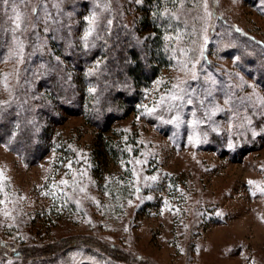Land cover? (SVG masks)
Masks as SVG:
<instances>
[{"label":"rangeland","instance_id":"rangeland-1","mask_svg":"<svg viewBox=\"0 0 264 264\" xmlns=\"http://www.w3.org/2000/svg\"><path fill=\"white\" fill-rule=\"evenodd\" d=\"M128 1L0 0V30L9 37L1 99L12 92L35 26V52H54L43 23L69 21L74 43L97 35L100 21L110 31L114 23L131 26ZM200 4L187 13L184 35L192 40L185 46L166 29L178 52L170 50L173 64L144 91L142 110L104 131L80 114L62 113L48 153L35 164L0 144L1 240L36 246L81 235L112 244L136 259L131 264H264V133L257 130L264 123L251 122L256 112L264 115V91L221 47L215 20L220 14L264 41V0ZM64 61L53 62L56 70L70 68ZM82 253L71 255L76 264H125Z\"/></svg>","mask_w":264,"mask_h":264},{"label":"trees","instance_id":"trees-1","mask_svg":"<svg viewBox=\"0 0 264 264\" xmlns=\"http://www.w3.org/2000/svg\"><path fill=\"white\" fill-rule=\"evenodd\" d=\"M200 2L129 0L127 4L133 14L131 26L114 23V31H110L107 29L110 25L104 26L100 21L97 35L88 32L89 36L85 37L82 34L74 43L68 33L69 21H46L42 29L54 52L40 49L38 45L35 52L31 38L41 29L35 26L31 35L25 37L26 45L19 56L12 92L4 99L0 96V144L20 157L25 165L35 164L48 153L51 126L60 123L62 113L80 114L87 123L104 131L113 120L142 110L144 91L161 68L173 64L170 50L178 52L179 44L166 34V29L182 37L177 39L181 45L189 43L192 38L184 35L189 26L187 13L199 11ZM215 17L219 21L217 33L221 47L229 55L238 57L239 68L264 91V41L227 22L220 14ZM51 27L56 28L58 34ZM4 34L0 30V61L8 52L6 41L9 37ZM202 48V61L208 64L207 46ZM31 56H34L32 64L29 62ZM59 56L70 65L69 69L56 70L54 61ZM245 107L250 109L249 102ZM256 113L251 122H259L261 126L264 115ZM257 130L264 133L262 127ZM210 147L217 148L215 144ZM20 244L23 245L0 239V263L10 260L9 264H76L77 260L71 255L81 251L100 258L118 259L125 264L136 262L127 253L114 249L112 244L103 245L97 239L81 235L36 246ZM121 257L124 259H119Z\"/></svg>","mask_w":264,"mask_h":264},{"label":"snow or ice","instance_id":"snow-or-ice-1","mask_svg":"<svg viewBox=\"0 0 264 264\" xmlns=\"http://www.w3.org/2000/svg\"><path fill=\"white\" fill-rule=\"evenodd\" d=\"M4 2L7 3V0H4ZM15 23H16V27L19 28L20 27V16H19V14H17V16L15 18ZM173 99H176V97H173Z\"/></svg>","mask_w":264,"mask_h":264}]
</instances>
